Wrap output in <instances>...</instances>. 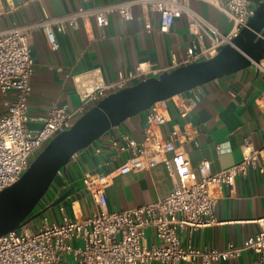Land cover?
<instances>
[{
    "label": "built area",
    "instance_id": "obj_1",
    "mask_svg": "<svg viewBox=\"0 0 264 264\" xmlns=\"http://www.w3.org/2000/svg\"><path fill=\"white\" fill-rule=\"evenodd\" d=\"M200 1L212 4L227 17L231 22L228 33H222L193 11L192 0H112L102 6L80 7L64 16L46 17L0 30V95L15 94L14 100L6 103V112L0 115V192L20 180L51 140L72 128L82 115L109 94L133 86L143 77L142 80L149 75L158 77L163 72L216 57L246 27L262 0L256 5L253 0ZM137 8L147 33L153 31L151 18L154 13L159 16V32L163 34L171 30L176 19L185 16L190 34L199 40L206 38L208 43L201 44L198 50L193 42L185 60L179 64L174 61L169 70H151L141 64L134 73L120 75L113 84L87 89L76 110L54 106L39 129H30L28 125L35 121L29 115L28 106L35 72L31 48L33 33L42 31L48 48L55 52L60 48L55 29L65 32L68 27L78 28L80 22L92 18L104 29L112 15L129 21ZM254 66L264 81V60ZM199 88L154 104L146 112L140 142L127 134H120L109 142V148L117 155L127 156L118 169L122 173H138L164 164L177 178L176 186L166 198L134 209L110 212L105 209L106 176L87 174L82 183L96 210L87 218L72 219L61 207L59 222H51L42 215L37 228L29 223L4 235L0 238V264H60L64 256H72L74 264H216L236 259L245 252L257 254L259 264H264V218L257 221L260 230L240 246L230 244L218 250L182 244L181 229L203 228L212 222L223 188L231 190L236 178L250 171L264 174V146L256 149L248 139L241 145L240 163L211 174L209 162H202L196 172L187 154L180 151V144L192 140L190 135L174 127L168 138L163 136L162 128L170 119L168 103L172 101L180 117L187 119L201 101ZM76 156L77 153L71 160ZM59 189L62 191L65 187L59 186ZM148 230L154 232L157 244H146ZM75 240L81 241V246H74Z\"/></svg>",
    "mask_w": 264,
    "mask_h": 264
},
{
    "label": "crops",
    "instance_id": "obj_2",
    "mask_svg": "<svg viewBox=\"0 0 264 264\" xmlns=\"http://www.w3.org/2000/svg\"><path fill=\"white\" fill-rule=\"evenodd\" d=\"M112 0H0V30L14 25L30 24L43 18L67 15L80 7L94 8ZM124 1V0H118ZM260 0H253L256 5ZM191 8L201 14L222 33H228L231 22L215 6L205 1L192 0ZM153 31H145L141 11L133 12V19L123 21L117 14L110 17L106 28L98 27L92 18L80 22L78 28L68 27L65 32L55 29L59 50L48 48L42 31L31 38L35 72L31 79L29 115L35 119L28 126L37 130L54 106H66L74 111L81 104L85 90L113 84L120 75L134 73L138 66L165 71L183 62L193 42L199 50L208 40L196 39L189 32L185 16L174 21L168 33L159 32V16L152 14ZM154 77L152 75L146 78ZM144 79V77L142 78ZM140 79L139 81H141ZM138 81V82H139ZM201 101L187 119L180 117L174 103H168L170 119L162 128L168 138L174 127L187 133L191 141L179 145L187 154L193 170L202 162L210 163V173L216 174L242 161L241 145L248 139L254 148L264 146V81L254 65L230 76L212 81L199 88ZM14 93L0 95V115L6 112V103ZM147 113H141L111 129L89 148L77 153L65 171L58 176L53 194L38 210L50 206L62 194L71 195L60 205L48 209L44 216L51 222L62 218L61 207L70 218L89 217L96 206L86 192L82 178L87 174L106 176L105 209L125 211L166 198L177 184L164 164L138 173H122L118 169L127 158L109 148L112 138L127 134L140 142L146 125ZM99 149L100 152H96ZM199 178V174H197ZM59 186H64L62 191ZM264 218V174L250 171L238 176L235 186L223 188L212 222L198 229L183 228V245L198 249L223 250L230 244L240 246L256 234L257 221ZM32 228H37L41 217ZM158 241L152 230L146 232V244ZM81 246V241H73ZM259 256L245 252L240 257L216 264H259ZM60 264H74L72 256H64ZM159 264V263H152ZM198 264V263H181Z\"/></svg>",
    "mask_w": 264,
    "mask_h": 264
},
{
    "label": "water",
    "instance_id": "obj_3",
    "mask_svg": "<svg viewBox=\"0 0 264 264\" xmlns=\"http://www.w3.org/2000/svg\"><path fill=\"white\" fill-rule=\"evenodd\" d=\"M264 60V0L256 6L245 28L206 61L181 66L158 77L103 98L82 115L72 128L57 135L31 162L19 181L0 192V238L20 229L60 205L68 190L50 206L38 210L61 171L76 153L89 148L111 129L147 112L154 104L230 76Z\"/></svg>",
    "mask_w": 264,
    "mask_h": 264
},
{
    "label": "rangeland",
    "instance_id": "obj_4",
    "mask_svg": "<svg viewBox=\"0 0 264 264\" xmlns=\"http://www.w3.org/2000/svg\"><path fill=\"white\" fill-rule=\"evenodd\" d=\"M58 180H59V177L56 178V180L54 181L53 185L51 186L49 192H48L47 195L43 198V200L40 202L38 208L42 207V206L44 205V201L47 200L49 197L52 196L54 186H55V184L58 183ZM37 221H38V219H35L34 221H32V222L30 223V225H31V226L35 225V224L37 223Z\"/></svg>",
    "mask_w": 264,
    "mask_h": 264
}]
</instances>
